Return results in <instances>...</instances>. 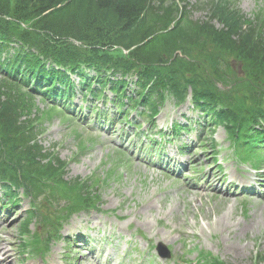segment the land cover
Wrapping results in <instances>:
<instances>
[{
  "label": "trees",
  "instance_id": "obj_1",
  "mask_svg": "<svg viewBox=\"0 0 264 264\" xmlns=\"http://www.w3.org/2000/svg\"><path fill=\"white\" fill-rule=\"evenodd\" d=\"M203 6L207 19L193 21L184 0H0V69L6 76L0 83V179L23 188L34 202L44 197L48 207L67 200L69 214L99 200L90 183L66 182L65 163L37 141L32 91L20 86L46 84L43 95L60 100L73 87L65 72L44 69V61L74 73L94 97L109 84L114 101L122 96L154 113L164 92L183 102L191 89L195 105L214 111L235 138L247 120H264V19L246 18L229 0ZM195 55L207 56L203 67ZM119 76H135L136 97H126L128 83ZM217 83L239 86L240 94L219 92ZM94 85L99 88L91 90Z\"/></svg>",
  "mask_w": 264,
  "mask_h": 264
},
{
  "label": "rangeland",
  "instance_id": "obj_2",
  "mask_svg": "<svg viewBox=\"0 0 264 264\" xmlns=\"http://www.w3.org/2000/svg\"><path fill=\"white\" fill-rule=\"evenodd\" d=\"M208 1L190 0L193 20L205 19L207 9L194 7ZM231 1L247 18H264V0ZM195 60L203 67L207 56L195 55ZM231 63L238 71V64ZM228 89L232 95L241 90L239 86L222 90ZM34 97L33 112L40 117L37 126L42 131L40 144L67 163L68 180H98L101 200L96 211L63 223L61 235L71 242L54 241L45 248L44 240H38L40 253L22 259L19 227L32 205L21 197L11 212L3 211L0 191V246L10 251L1 264H198L200 255L206 253L227 264H257L255 256L264 259L262 147L259 167H254L253 160L237 152L224 126L202 133L200 125L208 119L193 109L190 101L177 106L167 97L153 121L154 130L143 116L132 121L142 125L141 132H135L123 121L115 128L99 123L87 112L88 103L81 101L79 90L73 110L65 114L61 108L54 110L50 103H43L40 96ZM78 107L84 112H77ZM133 116H137L136 111ZM172 123L191 130L175 137L161 157L157 154L151 161L150 140H157L158 133ZM182 145L183 156L176 158L174 150ZM243 194L247 196L243 198ZM30 231L35 237L44 233L34 222ZM77 236L84 241L82 249L72 243ZM157 243L170 249L168 261H161L151 250Z\"/></svg>",
  "mask_w": 264,
  "mask_h": 264
},
{
  "label": "bare ground",
  "instance_id": "obj_3",
  "mask_svg": "<svg viewBox=\"0 0 264 264\" xmlns=\"http://www.w3.org/2000/svg\"><path fill=\"white\" fill-rule=\"evenodd\" d=\"M9 250H6L5 247L0 246V264L5 262L8 257H9ZM81 260H84V258H82Z\"/></svg>",
  "mask_w": 264,
  "mask_h": 264
}]
</instances>
